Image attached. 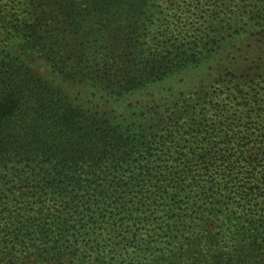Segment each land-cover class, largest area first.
<instances>
[{
    "label": "trees",
    "instance_id": "1",
    "mask_svg": "<svg viewBox=\"0 0 264 264\" xmlns=\"http://www.w3.org/2000/svg\"><path fill=\"white\" fill-rule=\"evenodd\" d=\"M156 8L0 0V264H264V147L209 93L239 88L232 49L216 19L206 39L150 43ZM158 84L168 109L139 100ZM222 125L239 154L197 145Z\"/></svg>",
    "mask_w": 264,
    "mask_h": 264
},
{
    "label": "rangeland",
    "instance_id": "2",
    "mask_svg": "<svg viewBox=\"0 0 264 264\" xmlns=\"http://www.w3.org/2000/svg\"><path fill=\"white\" fill-rule=\"evenodd\" d=\"M258 2V0H155L158 8H156L157 10L155 9L154 23L150 27V43L160 45L166 41L168 44L169 37L171 38V42L177 39L180 43L188 41V39H199V41L206 39L208 33L213 31L209 21L216 19L215 23L218 26V30L215 31L218 39L217 44L232 49V51H228L231 54L228 70L232 71V73L228 74L227 80H232V82L230 81L232 84L238 81L240 86L236 90L225 88L224 92L223 88L219 86L220 83L215 84L209 91V93H214L213 104L216 106L221 105V108L224 109V112L228 116L232 115L236 123L230 127L236 128L238 134L246 135L247 133L254 132L255 135L250 137L251 144L255 141H261L258 142V145L261 144L264 147V70L260 71L263 73L259 76L260 78L257 77L258 74L256 72L258 67L264 69V53L259 52L258 54L256 48L264 44V40L263 43L259 41L260 37L264 36V28L261 24H257L255 20H252V12L255 10L254 8ZM251 9L253 10L251 11ZM247 10L249 12H245ZM233 11L245 12L238 14L240 19L237 24H234V21L231 23L228 19H224V17H229ZM261 28H263L262 33L256 34ZM188 29H190L188 31L189 36L188 38H184ZM238 29H240L239 33L237 32ZM243 30H250V32H244ZM244 36H248L249 39L243 43L236 40L238 37L242 39ZM236 61L238 64L234 66ZM245 71L252 73V75L247 77L249 81L243 84L244 78L237 79L235 75L241 76L246 73ZM200 82L201 80L199 79V81L191 85L192 87L188 88V94L194 92L195 87ZM162 87V85L158 84L155 90L156 94H153V97L143 95L139 97V100L144 104L153 103L154 106L166 104L164 108L168 109V93H159L162 91ZM228 95H231V98H228ZM161 96L162 98H160ZM251 110H259L258 115L251 117L250 115L255 113ZM208 116L213 117L215 114ZM160 134H166L165 144L153 151L155 153L153 158L162 167L168 161V131H162ZM225 134L226 125H222L217 133H214L213 139L208 137L207 140L200 142V144L197 142V145H201L202 147L216 145L217 147L227 149L225 150L227 154H239L234 146L236 142L232 144L224 142L231 139L229 135ZM207 141H214V144L208 145ZM216 150L217 148H214V151ZM254 151L257 152V150ZM216 154L218 156L221 155L220 151ZM258 158L264 163V155H258ZM250 159L248 158V160ZM244 169L239 167L238 171L241 173ZM149 226L152 227L153 225L149 224Z\"/></svg>",
    "mask_w": 264,
    "mask_h": 264
}]
</instances>
